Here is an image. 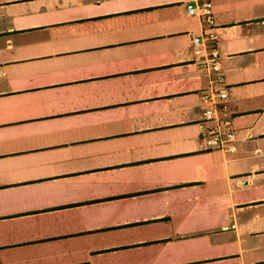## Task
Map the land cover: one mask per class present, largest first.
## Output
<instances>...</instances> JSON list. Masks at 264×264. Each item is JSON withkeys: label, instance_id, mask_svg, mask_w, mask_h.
Wrapping results in <instances>:
<instances>
[{"label": "crops", "instance_id": "0c3cea01", "mask_svg": "<svg viewBox=\"0 0 264 264\" xmlns=\"http://www.w3.org/2000/svg\"><path fill=\"white\" fill-rule=\"evenodd\" d=\"M193 2L0 0V264H264V0H212L234 153Z\"/></svg>", "mask_w": 264, "mask_h": 264}, {"label": "built area", "instance_id": "2783aa9c", "mask_svg": "<svg viewBox=\"0 0 264 264\" xmlns=\"http://www.w3.org/2000/svg\"><path fill=\"white\" fill-rule=\"evenodd\" d=\"M187 14L198 16L203 23L200 35L191 37V47L199 68H205L210 87L201 92L202 119L199 122V137L208 150L234 153L236 129L229 94L222 72L221 55L216 45L219 34L213 12L212 0H194L186 5Z\"/></svg>", "mask_w": 264, "mask_h": 264}]
</instances>
